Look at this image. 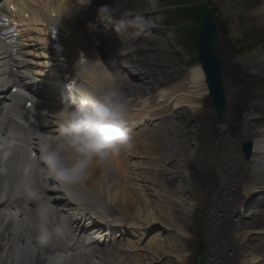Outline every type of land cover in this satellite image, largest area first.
I'll return each instance as SVG.
<instances>
[{
	"label": "bare ground",
	"instance_id": "1",
	"mask_svg": "<svg viewBox=\"0 0 264 264\" xmlns=\"http://www.w3.org/2000/svg\"><path fill=\"white\" fill-rule=\"evenodd\" d=\"M75 1L37 0L42 7L38 11L42 23L52 22L51 14L54 12L58 15L56 22L68 27L70 37L65 42L72 61H77L76 50H86L84 67H77L73 63L70 65L77 91L85 96L98 87L118 86L129 102V131L137 125V132L130 136V150L111 157L104 164L94 165L89 169L86 179L73 182L82 188V211L86 206H91L100 215L123 213L131 221L129 227L132 230L143 231L146 223L155 225L162 222L188 235L178 238L170 235L167 243L161 239L148 241V247L153 252L148 257L138 242L127 238L124 243H119L118 237L126 239L125 234L119 232L120 229L118 231L111 225L104 229L94 228L99 233L98 239L90 240L88 244L77 239L74 243L73 250H80L71 252L77 254L73 264H194L198 253L204 255V264L264 262V234L256 231V228H264V192L259 189L264 187V150L258 149L261 137H264L261 129L264 124V117L261 116L264 114V92L253 91L264 82V49L251 58L241 60L234 57L230 44L221 35L212 40V46L217 51H223L221 82L226 101L224 112L218 111L215 117L213 110L208 108L211 107L210 96L201 64L190 68L191 59H184L183 64L189 67L186 72L181 68L176 69L179 63L172 56L167 41L161 39L165 34L157 26L154 12L138 9L132 16L136 17L137 22L141 17L149 21L145 32L161 38L154 35L150 38L144 32L134 36L122 35L123 28L126 31L134 29L130 26L121 29V21L125 25L131 22L125 15L126 11L119 9L118 18L114 19L119 33L113 25L106 27L97 19V9L103 5L111 7V0H90L85 5L89 7L87 15L80 13L81 9L75 7ZM141 1L150 8L155 7L154 0ZM252 3L258 6L254 15L247 14L245 17L237 11H225V19L230 21L237 17L239 22L234 26L236 29L242 27L243 21L248 18H256V26L264 28V0H249L248 7ZM210 7L215 10L214 6ZM42 15H45V19ZM89 24H95L99 30H106L105 39L101 34L102 37L92 33L87 26ZM108 38L113 40L107 42ZM145 42L150 46H143ZM108 45H112V50H121L123 63L107 49ZM128 46L131 47L128 49ZM37 70L42 75V70ZM70 105L66 104L67 108ZM67 110H71V107ZM216 119L224 123L218 124ZM60 123L54 125L52 130H59ZM140 123H145V126L139 127ZM182 124H185V129ZM246 141L253 145L251 156L247 159L240 150V145ZM125 154L132 157L139 155L143 161L147 160L145 167L136 173L141 181L147 182H142V190L162 186L170 195L160 199L154 191L152 195L156 196V200L152 202L135 191L133 185H128L130 176L127 174L131 168L125 160ZM147 166L153 168L145 169ZM176 182L182 183L180 189L173 188ZM53 184H57L56 181ZM113 186L115 189L112 192ZM178 194L187 196L189 202L176 201ZM259 196L261 198L255 200ZM260 202L258 208H251L247 213L241 212L242 206L253 207ZM186 205L190 207L188 213ZM144 206L154 209L142 219L138 214ZM3 210L5 215L0 213V223L6 217L12 219L14 214L12 206L3 209L0 205V211ZM64 215L73 219L71 212ZM37 217L43 226L35 221L33 231L40 238L46 229H50L51 222L40 214ZM88 220L85 222L89 226ZM72 224L75 235L82 231V221L75 219ZM11 227L15 231L22 229L21 223L6 222L0 233V251L12 240L13 231L9 232ZM14 239L21 243L18 253L20 264H26L35 250L24 245L20 233ZM15 245L13 242L8 248L11 255ZM53 245L42 239L36 241L38 253L35 264H72L66 262L71 253H59L55 249L51 251ZM180 249L191 254L183 260H176L173 253H178ZM45 253L50 254V260ZM248 253L252 258L251 262L246 263ZM7 262L5 258L2 264Z\"/></svg>",
	"mask_w": 264,
	"mask_h": 264
},
{
	"label": "rangeland",
	"instance_id": "2",
	"mask_svg": "<svg viewBox=\"0 0 264 264\" xmlns=\"http://www.w3.org/2000/svg\"><path fill=\"white\" fill-rule=\"evenodd\" d=\"M194 1L197 4L201 3L200 0H155V4H156L155 8L156 10H158L155 14L158 20L156 24L160 27V29L163 32L166 33V35L163 38H161V36L159 35L156 37L165 39L167 41L169 49L170 51H172V56H174L176 58V62L179 63L176 69L181 68L185 72L189 67L183 64L184 59H191L190 68L192 65H195L198 63L196 42L199 36V31H200L201 23H202V11L201 9H199V6H197L195 8V11L192 12L193 11L192 7H190V10H187L188 7L185 8L180 5H177L178 7L175 8L172 5L179 4V3H189V2L191 4ZM209 2L215 8V10L213 11H214V15L216 17L217 23L219 25V28L221 30V36L223 37L222 39L228 42V44H230L232 54L234 55L235 58L241 59V60L246 59V58H251L258 51L264 49V28H258L256 26L255 24L257 21L256 18H253V20L248 18L246 21H243L242 27H238L236 29L234 28V26L239 22L237 17H234L233 20H230V21H227V19H225V11L226 12L237 11L239 14H242L245 17L247 16V14L254 15L256 8L258 7L257 5H255V3H252V6L248 7L249 0H209ZM109 5L113 8L119 5V8L116 10L115 16H117V12H119L118 11L119 9L121 8L125 9V7L127 6L129 7L128 9H133V8L138 9L139 7H143V8L147 7L146 3L140 2L138 0L112 1L111 3H109ZM188 15L189 16L191 15L193 17H190V19L187 20L186 18H188L187 17ZM184 20L185 22L190 23V25H187V23L183 25L181 21H184ZM132 21H134V18H132ZM245 24L248 26H246ZM166 25H169L170 27L168 28ZM123 34L134 35L135 31L132 29L128 33H123ZM150 34L151 33H147L148 36H150ZM152 35L153 34H151V36ZM230 35L231 36L233 35L234 38H230L231 37ZM227 37H229V39ZM145 45L148 47L150 46L148 44H145ZM119 52L120 50L116 51V56L117 55L120 56ZM218 54H220L221 56L223 54V51L222 50L218 51ZM260 90L264 92V82L263 83L261 82L258 88L253 89L254 92L260 91ZM184 107L188 110L190 109L189 106H184ZM168 108L170 107L168 106ZM168 108H166V110H168ZM208 108H210L212 111L211 107H208ZM213 113H214V116L216 117V112L213 111ZM245 115H247V112L245 113ZM261 116L264 117V114ZM216 122H218V124L224 123L223 120H217V119H216ZM182 128L185 129V124H182ZM261 128L264 129V124ZM240 150L244 158L247 159L246 154L243 149V145H240ZM125 160L130 165V168H131V170H128V174L126 173L128 176H130V181L128 182V185H133L135 188L134 190L139 193H142V196H144V199L147 200L149 198L152 202H154L156 200L155 198L156 196L152 195L154 191L159 194L158 196L160 199H164L165 197H168L170 195V193L166 192L165 189H163L161 185H160L161 187L159 186L155 188L153 187V190H150L147 188H145V190H142L144 188L141 185H142V182L144 181H141V179H139L136 173L137 171L140 170V168L145 167L147 160L143 161V158L139 157V155H136V157H132V156H127V154H125ZM151 168L153 167L147 166L145 169H151ZM166 168H169V167H166ZM263 169H264V164H263ZM127 180L128 179H126V181ZM144 183H147V182H144ZM115 184H117V182ZM181 186H182V183L176 182L173 188L180 189ZM113 189H115L114 186L112 187V192L114 191ZM179 199L185 202H189L187 199V196H184L183 194L179 195V197H176V201H179ZM109 204H111L110 201H109ZM259 205L260 204L254 205L251 208L253 209L258 208ZM251 208L248 207L247 205H244L241 207V212L247 213V211H249V209ZM153 209L154 207L146 208L144 206L143 210H141L140 214L138 215H140V217H142L143 219L144 216L147 213L152 212ZM189 209L190 207L186 205L187 213ZM118 215L124 216L123 213L122 214L118 213ZM151 223H149L150 225L147 223L146 225H143L145 227L143 231L141 229H138V230L134 229L135 230L134 231L132 230L133 228H129L130 235L129 236L125 235L126 236V237L124 236L126 238L125 240L119 238L117 241L119 243H124L128 238L134 243L138 242V244H140V247L143 248L145 255L148 257H151L153 252H151V249L148 247V241L153 240V239H161L163 243H167L170 235L175 236L174 238L183 237V236L185 237L188 235L187 233H182L178 231L177 229H172L171 226H168L162 222L155 224V225ZM256 231H258V233L260 234H264V228L262 227L256 228ZM37 253L38 252L36 250L33 251L32 257H30V259L28 260L26 264H35ZM189 254H191L190 251L186 253L183 251V249H180L178 253H173V256L176 258V260H183ZM198 257L203 258V261L201 264H204V255L201 253L196 254L195 259H194V264H199L197 261ZM251 258L252 256L248 253V255L245 258V262L246 263H248L249 261L251 262ZM0 262L1 263L3 262V257L0 259ZM258 264H264V262H260Z\"/></svg>",
	"mask_w": 264,
	"mask_h": 264
},
{
	"label": "clouds",
	"instance_id": "3",
	"mask_svg": "<svg viewBox=\"0 0 264 264\" xmlns=\"http://www.w3.org/2000/svg\"><path fill=\"white\" fill-rule=\"evenodd\" d=\"M85 0L82 5H88ZM115 8L108 5L97 9V19L106 27H115ZM121 27H133L137 34L148 30L149 21L139 18ZM94 28V25H87ZM117 33L119 29L115 27ZM71 110H63L58 135L46 137L40 146L39 161L46 166L44 171L58 180L73 183L86 179L89 169L104 164L111 157L132 148L127 118L129 102L118 86L98 87ZM32 159V158H30ZM36 166L35 161L29 167Z\"/></svg>",
	"mask_w": 264,
	"mask_h": 264
},
{
	"label": "water",
	"instance_id": "4",
	"mask_svg": "<svg viewBox=\"0 0 264 264\" xmlns=\"http://www.w3.org/2000/svg\"><path fill=\"white\" fill-rule=\"evenodd\" d=\"M204 14L203 28L198 40L199 61L202 63L207 76L212 104L217 111H221L225 106V96L221 82L222 65L221 60L214 52V46H212V40L217 36L218 30L208 6L204 7ZM245 149L246 153L250 154V146H246ZM202 260V257L198 258V262Z\"/></svg>",
	"mask_w": 264,
	"mask_h": 264
}]
</instances>
